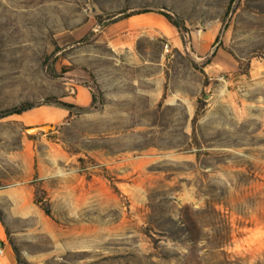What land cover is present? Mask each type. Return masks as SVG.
I'll return each instance as SVG.
<instances>
[{"label":"rangeland","instance_id":"rangeland-1","mask_svg":"<svg viewBox=\"0 0 264 264\" xmlns=\"http://www.w3.org/2000/svg\"><path fill=\"white\" fill-rule=\"evenodd\" d=\"M216 24L218 75L186 46ZM76 86L95 101L54 117ZM25 102L0 140L29 152L0 179L15 264H264V0H0V111Z\"/></svg>","mask_w":264,"mask_h":264},{"label":"crops","instance_id":"crops-1","mask_svg":"<svg viewBox=\"0 0 264 264\" xmlns=\"http://www.w3.org/2000/svg\"><path fill=\"white\" fill-rule=\"evenodd\" d=\"M137 16H129L118 23H122L123 25L133 26L132 21ZM146 23L152 26H156L161 28L164 32L171 35L173 37V32L166 28L163 25L156 24L149 19L148 17L143 18ZM162 22V20H159ZM117 23V24H118ZM221 31V26L219 24L212 25L208 29H206L201 34L187 33V48L192 49L194 57L197 61H203L207 57H211L210 62L204 67V71L210 69L214 74L218 75L222 72H228L235 68V62L231 55L225 52L218 43L214 44L216 38L219 36ZM115 41H119L116 39ZM73 96V97H72ZM63 101L67 104L73 105L79 108L89 107L91 104V94L89 90L83 86H76L72 89V94L70 93L69 97H64ZM31 112H39L37 111H29L23 113L22 115H13L6 118L0 119V140L4 141L3 138L8 136L9 132V119L15 117L25 123L29 121L31 117ZM68 113L65 109H56L52 114L56 118H62ZM28 150L27 145L19 146L15 149L11 145L0 144V179H2L3 183L6 182V179L9 181L12 177V162L13 160L19 161V163H23L27 168L28 165ZM0 264H15V256L10 247L6 244H3V255L0 256Z\"/></svg>","mask_w":264,"mask_h":264},{"label":"trees","instance_id":"trees-1","mask_svg":"<svg viewBox=\"0 0 264 264\" xmlns=\"http://www.w3.org/2000/svg\"><path fill=\"white\" fill-rule=\"evenodd\" d=\"M160 15L162 17H164L167 20V22L169 24H171L180 33L181 28L177 27L171 21L169 16H167L166 14H163V13H160ZM185 32H186V30H185ZM207 64H208V62H206V65ZM47 101L48 102H45L44 105L53 104V105H56V106L61 107L65 110H68V111H72V110L85 111V108H78V107H75V106L67 104V103L59 102L56 99H52L51 101L47 100ZM94 101H95V98H94V96L91 95V103H93ZM35 107L36 106L34 104L27 103V102L19 104V105L11 106L9 108H6V109L0 111V119L6 118L9 116H13V115H22L23 113H26V112L33 110ZM16 262H17V264L21 263V261L19 260L18 257L16 258Z\"/></svg>","mask_w":264,"mask_h":264},{"label":"water","instance_id":"water-1","mask_svg":"<svg viewBox=\"0 0 264 264\" xmlns=\"http://www.w3.org/2000/svg\"><path fill=\"white\" fill-rule=\"evenodd\" d=\"M45 128H49V129H50V127H47V126L41 127L40 129H41L42 131H45ZM49 129H48V130H49ZM31 130H34V129H30V130H28L27 132H29V131H31Z\"/></svg>","mask_w":264,"mask_h":264},{"label":"built area","instance_id":"built-area-1","mask_svg":"<svg viewBox=\"0 0 264 264\" xmlns=\"http://www.w3.org/2000/svg\"><path fill=\"white\" fill-rule=\"evenodd\" d=\"M3 255V248H2V246H0V256H2Z\"/></svg>","mask_w":264,"mask_h":264},{"label":"bare ground","instance_id":"bare-ground-1","mask_svg":"<svg viewBox=\"0 0 264 264\" xmlns=\"http://www.w3.org/2000/svg\"><path fill=\"white\" fill-rule=\"evenodd\" d=\"M49 128H45V130H48ZM31 131H33V130H31Z\"/></svg>","mask_w":264,"mask_h":264}]
</instances>
